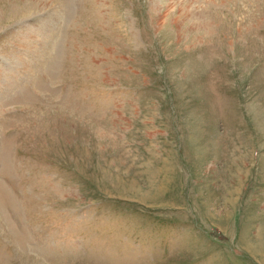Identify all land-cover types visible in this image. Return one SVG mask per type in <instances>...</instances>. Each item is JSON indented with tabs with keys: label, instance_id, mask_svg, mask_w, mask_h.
Wrapping results in <instances>:
<instances>
[{
	"label": "rangeland",
	"instance_id": "374dc122",
	"mask_svg": "<svg viewBox=\"0 0 264 264\" xmlns=\"http://www.w3.org/2000/svg\"><path fill=\"white\" fill-rule=\"evenodd\" d=\"M0 264H264V0H0Z\"/></svg>",
	"mask_w": 264,
	"mask_h": 264
},
{
	"label": "bare ground",
	"instance_id": "6f19581e",
	"mask_svg": "<svg viewBox=\"0 0 264 264\" xmlns=\"http://www.w3.org/2000/svg\"><path fill=\"white\" fill-rule=\"evenodd\" d=\"M248 249V251L252 254H254V251L252 249H249L248 247H246ZM255 255V254H254Z\"/></svg>",
	"mask_w": 264,
	"mask_h": 264
}]
</instances>
